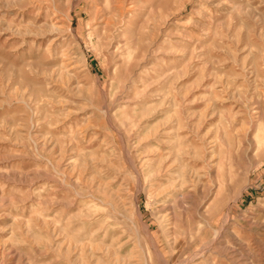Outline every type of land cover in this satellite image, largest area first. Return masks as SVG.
<instances>
[{"label":"rangeland","instance_id":"1","mask_svg":"<svg viewBox=\"0 0 264 264\" xmlns=\"http://www.w3.org/2000/svg\"><path fill=\"white\" fill-rule=\"evenodd\" d=\"M0 264H264V0H0Z\"/></svg>","mask_w":264,"mask_h":264},{"label":"bare ground","instance_id":"2","mask_svg":"<svg viewBox=\"0 0 264 264\" xmlns=\"http://www.w3.org/2000/svg\"><path fill=\"white\" fill-rule=\"evenodd\" d=\"M71 69V68H70ZM181 179V178H180ZM184 182H185V180L183 179V182H182V184H184Z\"/></svg>","mask_w":264,"mask_h":264}]
</instances>
